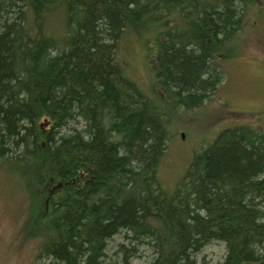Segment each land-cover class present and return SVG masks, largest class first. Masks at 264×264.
Segmentation results:
<instances>
[{
	"label": "trees",
	"instance_id": "1",
	"mask_svg": "<svg viewBox=\"0 0 264 264\" xmlns=\"http://www.w3.org/2000/svg\"><path fill=\"white\" fill-rule=\"evenodd\" d=\"M253 1L0 0V167L28 195L39 255L129 264L147 244L150 264H201L220 241L221 264H264V110L220 131L173 192L157 175L174 112L214 95ZM126 32L150 39L151 96L117 56Z\"/></svg>",
	"mask_w": 264,
	"mask_h": 264
},
{
	"label": "rangeland",
	"instance_id": "2",
	"mask_svg": "<svg viewBox=\"0 0 264 264\" xmlns=\"http://www.w3.org/2000/svg\"><path fill=\"white\" fill-rule=\"evenodd\" d=\"M253 3L255 6L249 10L244 29L232 44L237 54L221 61L225 75L214 95L196 109L178 108L173 114L167 152L157 172L168 192L176 189L194 155L208 146L220 131L241 123H261L255 114L264 110V0ZM62 18L61 13L54 14L48 25V30L57 37L63 34ZM147 39V34L124 33L117 45V56L126 73L151 96L155 74L151 58L154 53L150 39ZM41 123L48 127L47 121ZM30 204L17 176L0 167V264L52 263L51 258L39 255L38 240L24 231ZM124 238L120 233L109 241V257L119 248V243L126 242ZM151 246L140 244V252L130 258L129 264H150L156 255ZM225 255V244L214 241L197 259L201 264H221Z\"/></svg>",
	"mask_w": 264,
	"mask_h": 264
},
{
	"label": "water",
	"instance_id": "3",
	"mask_svg": "<svg viewBox=\"0 0 264 264\" xmlns=\"http://www.w3.org/2000/svg\"><path fill=\"white\" fill-rule=\"evenodd\" d=\"M182 136H184V134H182Z\"/></svg>",
	"mask_w": 264,
	"mask_h": 264
}]
</instances>
